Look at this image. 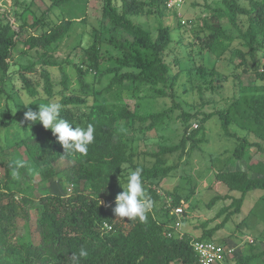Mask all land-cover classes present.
<instances>
[{
	"label": "trees",
	"instance_id": "obj_1",
	"mask_svg": "<svg viewBox=\"0 0 264 264\" xmlns=\"http://www.w3.org/2000/svg\"><path fill=\"white\" fill-rule=\"evenodd\" d=\"M18 1L14 0L15 6ZM27 1H30V6L26 5ZM31 1L34 0L19 1L23 4L22 10L14 9L11 13L14 20L22 21L17 31L13 30L15 24L10 23L7 15L9 10L0 11V72L6 75L0 77V94L5 92L2 86L7 84L8 70L12 66L11 58L17 43L21 41L25 47L20 56L30 52L36 56L26 65L17 62L19 67L16 76L22 88L15 91L23 90L36 105L25 104L18 110L12 96L4 93L6 103L4 110H0V126L4 130L13 124L28 127L21 138L17 137L28 164L24 166L18 161L1 165L0 264H71L69 258L81 247L89 253L87 258L81 260V264H198L190 242H211L209 239L221 225L204 231L196 239L185 234H174V224L178 219L170 215V212L171 208L182 206V199L174 195L170 206L157 207L156 202L161 196L151 186L165 179L177 166H160L156 162L160 156L176 152H180L181 159L189 141L190 149H194L202 140L196 138L198 132L215 114L220 119L223 135L235 141L232 151L234 159L242 160L251 149L264 155V64L261 71L257 67V54L264 52V0H247L245 5L238 0H218L216 7L208 6L209 16L215 21L226 20V25L237 32L235 38L240 41L257 68L255 81L259 84L239 83L236 96L228 102L226 108L203 114L200 119L198 113L182 110L180 103L175 101L177 95L174 89L178 78L177 75H169V66L163 58L171 42L170 32L173 27L159 23L153 38L149 31L135 24L132 19L144 14L163 16V10L167 8L166 0H120L119 9L114 6L113 0H98L101 4L99 27L102 28L104 22H107L112 29L123 33L128 39L122 41L110 37L105 40L98 26L91 29V42L82 48V61L72 64L79 89L84 93L82 95L70 93V79L62 63L59 65L51 60V52L72 36L76 23L86 22V5L91 0H48L49 5L42 10L44 14L41 18L37 17V7ZM66 9L69 12L67 16L60 13ZM56 10L62 15H57V22L49 16ZM30 15L32 20L28 23ZM240 17L246 18L245 30L239 26ZM175 25L179 27L181 24ZM201 26L209 31L203 45L209 51L219 39L234 41V37L226 36L223 26L216 22L213 24L203 20ZM25 29H32L34 33L20 40L18 37ZM76 42L71 49L81 47L82 41L79 39ZM232 53L234 58L240 59L239 64L245 62L243 51L236 49ZM65 55L68 56L69 51ZM49 67L59 68V91L55 92ZM196 71L201 75L204 72L200 67ZM34 73L43 81L44 99L38 96L39 83L31 81L30 74ZM210 74H214L213 69ZM88 75H92L99 83L109 79L102 91L93 94L91 104H87V94L92 91L85 80ZM189 75L190 72H187ZM215 81L218 83L217 88H221V81L217 78ZM126 84L131 86L135 107L145 98L156 97L170 98L174 107L182 110L179 118L182 120L183 132L179 143L160 145L153 154L156 157L154 165L140 167L146 196L153 201L146 223L121 218L114 211L115 198L125 188L116 179L124 177L126 168H137L134 165L137 154L130 150L118 124L128 121L133 130L136 129L135 124H139V133L144 135L165 125L172 109L147 114L138 113L137 108L130 110L122 98V89ZM104 94L110 95L115 102L110 103L104 99ZM55 95L59 96L56 103L62 105V119H66L73 127L86 128L89 124L94 127L95 139L89 145L87 155L77 153L75 156H63L64 149L50 130H45L38 122L29 126V122L24 121V113L29 108L35 111L41 104L55 103ZM194 122L199 123V130L189 131ZM230 127H234L235 131H230ZM238 131L244 133V136H240ZM58 161H66L70 165L56 172L53 165ZM37 176L42 183L58 180L65 186L64 194L49 191L41 194L39 191L37 196L32 188ZM216 180L223 183L228 192L240 194L238 198L224 197L231 199L230 205L221 210L225 213V220H228L240 212L248 193L264 192V162L249 158L245 171H221L216 175ZM30 210L35 211L36 217L34 227L29 230L27 240H24L19 231L21 221L27 224L30 220ZM259 254L264 258V250ZM255 257H247L244 261H236L234 258L233 262L246 264Z\"/></svg>",
	"mask_w": 264,
	"mask_h": 264
},
{
	"label": "rangeland",
	"instance_id": "obj_2",
	"mask_svg": "<svg viewBox=\"0 0 264 264\" xmlns=\"http://www.w3.org/2000/svg\"><path fill=\"white\" fill-rule=\"evenodd\" d=\"M19 1L26 2V0ZM19 1L15 6L14 0H0V11L7 12L9 10L10 13L7 15L10 17V23L15 24V28H13L15 31L18 30L22 21L14 20L11 17V13L14 9L22 10L23 4H20ZM41 1H43L42 5ZM238 1L244 5L247 3V0ZM31 2L33 6L37 7V17H43L44 12L42 10L47 8L49 1L34 0ZM113 4L117 9L120 8V0H113ZM218 4V0H185L179 7L163 10V16L144 14L132 18L135 24L149 31L153 38L156 36L159 23L173 27L170 32L171 42L163 58L169 66V75H177L178 78L177 86L174 89L177 95L175 101L180 103L182 110H190L192 114L198 113L197 117L199 119L203 114L226 108L228 102L236 96L239 83L243 85L259 84L255 81V71L257 68L249 58L247 51L240 45V41L235 38L237 32L226 25V20L215 21L213 17L209 16L208 6L216 7ZM26 5L30 6V1H27ZM100 6L101 4L98 0H91L87 3L86 22L76 23V26L72 30V36L63 45H59L53 51L51 50V60L56 61L59 65L62 63V68L70 79L69 91L75 95H82L83 92L79 89L75 69L72 64H79L82 61V48L91 42V29L93 27L97 28V26L100 28L98 23ZM75 8H78V6ZM60 13L67 16L69 12L66 9V11L63 10ZM60 13L56 10L53 14L49 15L50 19L57 22L58 16H62ZM31 17L30 15L28 23L32 20ZM203 20L213 24L216 22L219 26H223L224 34L234 37V41L228 42V40L219 39L214 42L211 51L204 48L205 46L203 45L206 39H208L209 31L204 30L201 26ZM182 21H185L186 25H182ZM188 21L191 24H187ZM176 23H180L181 25L177 27ZM239 26L242 30L246 29L247 23L245 17L239 18ZM100 30L102 38L105 40L110 37L122 41L128 39L123 33L112 29L107 22H104ZM33 33L32 29H25L18 38L24 40V37ZM79 39L82 41L81 47L71 49L77 44L76 41ZM199 42H201L202 46ZM24 49L25 47L22 42H18L11 58L12 66L8 70L9 78H7V84L2 86V89L5 91L4 93L9 94L14 99L18 110L22 109L25 104L36 105L33 99L27 98L23 90L15 92L17 89L20 90L22 88L21 82L16 76L19 67L17 62L26 65L29 60L36 58L33 52L21 54L20 56L21 50L23 51ZM236 49L245 53L244 63L239 64L240 59L233 57L232 52ZM67 51H69L68 56L65 55ZM110 52L115 54L114 51L110 50ZM263 55L264 52L257 54V67L260 71L264 64ZM198 67L204 71L202 75L197 73L196 69ZM211 69L214 71L213 75L210 74ZM48 71L55 85V92L61 90V86L59 85L61 79L59 68L49 67ZM187 72H190L189 76H187ZM4 76L6 75L0 72V77ZM224 77H226L225 81L223 80ZM30 78L34 83H39L37 89L38 96L44 99L46 96L42 89L43 81L37 73L30 74ZM215 78L221 81V88H217L218 83L215 81ZM9 79L10 82H8ZM85 80L92 89L87 94V104H91L93 94L102 91L109 83V79H103L99 83L92 75H88ZM4 93L0 94V110H4L6 103ZM103 98L110 103L115 102L111 99L110 95L104 94ZM122 98L130 110L133 111L134 108H137L140 114L172 109V112L169 114V120L165 121V125L156 130L146 132L144 135L139 133V124H135V130H133L128 121H121L118 124L130 150L137 154L134 165L139 168L151 167L156 162V157L153 154L157 152L160 145H177L179 143L183 132L182 120L179 118L182 110H177L178 108L174 107L175 105L170 98L156 97L145 98L143 102H140L138 107H135V101L131 95V86L127 84L122 89ZM58 99L59 96L55 95L54 102L56 103ZM26 129L28 127L26 128L23 124H13L5 130L0 126V177L3 172L1 169V165L3 164L18 161L24 166L28 164L23 150L18 145V139L24 135V130ZM191 129L199 130V123H192L189 131ZM202 131L204 133H201ZM230 131H235V128L230 127ZM238 134L244 136V133L240 131H238ZM196 138L202 140L194 149H190L191 142L189 141L185 152L181 155V159L179 158L180 152L162 155L158 158L156 165H176L177 167L165 179L158 180L151 186V189L156 190L161 196V199L156 202V206H170L172 196L178 195L182 199V206L180 208L183 213L177 216L179 225L177 226V230H174V234H185L192 237V239H196L204 231L221 225L209 241L234 249L231 259L224 264H234V258L236 261H244V259L250 256L256 257L250 259L246 264H264V258L259 254L264 250V192L253 191L248 193L245 196L240 212L225 220V213H222L221 210L230 205V198H238L240 194L228 192L224 184L216 180V175L221 171H245L249 158L264 162V155L262 156L256 150L251 149L246 152L242 160L237 161L234 159L232 151L236 145L235 141L228 138L225 134L223 135V131L220 128V119L217 114L213 115L206 122L204 128L198 132ZM69 165L70 163L66 161H58L53 165V168L56 172H59L68 168ZM133 170L135 169L132 167L126 168L124 177L117 178L116 180H120L126 186L127 178ZM32 188L37 196L40 193L43 194L45 191L54 194H64L63 192H65V186L59 183L58 180L53 179L42 183L39 176L33 180ZM39 191L41 192L38 193ZM225 196H229L230 198H224ZM17 199L20 200L18 195ZM174 209L171 208V211ZM29 215L30 220L27 224L25 221H21L19 233L24 240H27L29 230L34 227L36 213L30 210Z\"/></svg>",
	"mask_w": 264,
	"mask_h": 264
},
{
	"label": "clouds",
	"instance_id": "obj_3",
	"mask_svg": "<svg viewBox=\"0 0 264 264\" xmlns=\"http://www.w3.org/2000/svg\"><path fill=\"white\" fill-rule=\"evenodd\" d=\"M61 109L62 105L59 103L41 104L35 111L29 108L24 113V121L29 122V126L38 122L45 130H50L64 149L63 156H75L77 153L87 155L89 145L95 139L94 127L90 124L86 128L73 127L66 119L61 118ZM141 173L142 169L139 167L130 172L125 188L115 198L114 211L121 218L146 223L153 201L146 196ZM88 255V251L81 247L69 259L71 264H81V260Z\"/></svg>",
	"mask_w": 264,
	"mask_h": 264
},
{
	"label": "built area",
	"instance_id": "obj_4",
	"mask_svg": "<svg viewBox=\"0 0 264 264\" xmlns=\"http://www.w3.org/2000/svg\"><path fill=\"white\" fill-rule=\"evenodd\" d=\"M184 1L185 0H166V6L168 9H173L181 6ZM181 23L182 25H186L185 21H182ZM181 213H183L181 208H175L170 212V215L177 218ZM178 225L179 222H176L174 225L175 231L177 230ZM168 236H171V234H168ZM190 245L196 254L198 264H224L231 259L234 252L233 248L223 247L222 245H217L213 242L193 240L190 242Z\"/></svg>",
	"mask_w": 264,
	"mask_h": 264
}]
</instances>
